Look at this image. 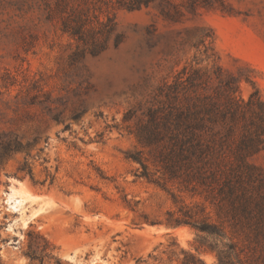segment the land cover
Listing matches in <instances>:
<instances>
[{"label":"rangeland","instance_id":"1","mask_svg":"<svg viewBox=\"0 0 264 264\" xmlns=\"http://www.w3.org/2000/svg\"><path fill=\"white\" fill-rule=\"evenodd\" d=\"M190 82L227 112L231 193L170 177L139 139L169 86L203 93ZM257 97L264 0H0V264H219L228 244L264 264V136L239 149Z\"/></svg>","mask_w":264,"mask_h":264},{"label":"trees","instance_id":"2","mask_svg":"<svg viewBox=\"0 0 264 264\" xmlns=\"http://www.w3.org/2000/svg\"><path fill=\"white\" fill-rule=\"evenodd\" d=\"M198 88L203 89L201 95L196 93L190 101L183 102L178 95V90L173 87L171 90L169 86L168 91L164 92L165 100L146 108L145 117L147 121L143 127L144 132L139 135V139L149 146H154L157 151V160L161 163L164 173L170 177L176 176L180 172L186 177H193L201 182L210 180V185L227 178L223 182H227L229 193H231L233 192L231 179L222 168L225 157L224 140L219 130L215 128L218 123H226L227 112L221 109L217 100L206 93L208 89L206 82L204 85L190 82V90L196 92ZM254 97L255 94L249 96L246 102L247 106H253ZM187 98L188 95H185L184 99ZM255 104L258 107V111L254 112L257 129L254 132V137L246 140L244 136V139L241 140L243 146L239 147L246 156L255 150L257 144L263 142L264 102L260 97H257ZM227 129L231 135L232 126L228 125ZM19 146L16 144L15 148ZM127 157L138 162L141 166V171L136 176L149 180L153 179L147 171V165L143 161L140 151L129 152ZM237 157H241V153H237ZM187 216L190 217V214ZM176 221V223H188L199 231H210L211 229L210 224L206 221L200 223L185 219ZM44 241L45 246L48 245V241ZM227 247L226 250L217 251L219 264H236L234 258L238 264H241L233 244H228ZM183 264L189 263L184 261Z\"/></svg>","mask_w":264,"mask_h":264}]
</instances>
